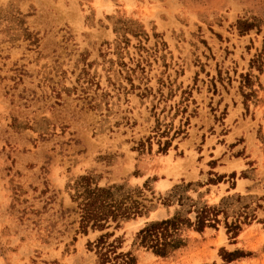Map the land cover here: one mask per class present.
<instances>
[{
	"label": "rangeland",
	"instance_id": "obj_1",
	"mask_svg": "<svg viewBox=\"0 0 264 264\" xmlns=\"http://www.w3.org/2000/svg\"><path fill=\"white\" fill-rule=\"evenodd\" d=\"M0 264H264V0H0Z\"/></svg>",
	"mask_w": 264,
	"mask_h": 264
},
{
	"label": "trees",
	"instance_id": "obj_2",
	"mask_svg": "<svg viewBox=\"0 0 264 264\" xmlns=\"http://www.w3.org/2000/svg\"><path fill=\"white\" fill-rule=\"evenodd\" d=\"M113 187L101 188L93 186L90 179L83 177L77 183L76 194L72 197L77 203L80 211V228L87 233L88 228L93 230H105L109 228L111 220L118 221L119 218L130 220L132 215L142 216L143 212L132 213L131 208H124L123 204L114 200ZM208 211L204 210L201 216H198L197 231H202L206 225ZM192 227L190 220H184L179 215L174 218L155 222L143 229L137 236L151 248L154 253L161 257H166L172 250H176L184 245V240L176 238L175 234L181 224ZM104 240V236L100 238L98 244ZM103 255V254H102ZM107 256V254H105Z\"/></svg>",
	"mask_w": 264,
	"mask_h": 264
},
{
	"label": "bare ground",
	"instance_id": "obj_3",
	"mask_svg": "<svg viewBox=\"0 0 264 264\" xmlns=\"http://www.w3.org/2000/svg\"><path fill=\"white\" fill-rule=\"evenodd\" d=\"M165 160H167L168 163L171 164V163H172V156H167ZM171 166H172V165H171ZM179 174H180V173H179ZM177 175H178V174H177ZM169 185H170V183H168L167 181H164V182H162V183L159 185V188H160L161 190H164V189H166Z\"/></svg>",
	"mask_w": 264,
	"mask_h": 264
},
{
	"label": "crops",
	"instance_id": "obj_4",
	"mask_svg": "<svg viewBox=\"0 0 264 264\" xmlns=\"http://www.w3.org/2000/svg\"><path fill=\"white\" fill-rule=\"evenodd\" d=\"M161 184V183H160Z\"/></svg>",
	"mask_w": 264,
	"mask_h": 264
}]
</instances>
